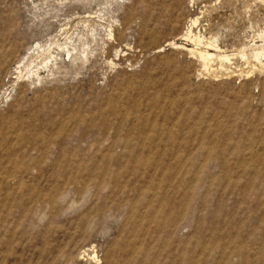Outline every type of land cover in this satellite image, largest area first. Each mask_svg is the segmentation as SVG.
<instances>
[{
  "label": "rangeland",
  "instance_id": "374dc122",
  "mask_svg": "<svg viewBox=\"0 0 264 264\" xmlns=\"http://www.w3.org/2000/svg\"><path fill=\"white\" fill-rule=\"evenodd\" d=\"M263 34L264 0H0V264H264Z\"/></svg>",
  "mask_w": 264,
  "mask_h": 264
},
{
  "label": "bare ground",
  "instance_id": "6f19581e",
  "mask_svg": "<svg viewBox=\"0 0 264 264\" xmlns=\"http://www.w3.org/2000/svg\"><path fill=\"white\" fill-rule=\"evenodd\" d=\"M197 22L194 21L192 25H195ZM192 29V28H191ZM189 41L191 40L193 43H195V45L197 47L200 46H205V50L204 51H197L198 49L195 50H190V52L197 54V56L199 57V59L201 60V62H203L204 64V68L207 66V64L213 60L214 58H218L219 62H221V66L224 63L230 62V56L224 55V54H219V55H214L212 53H210V51L212 50L211 44H204L202 40L194 38V36L192 35L191 30L188 32L187 37H186ZM262 38H264V34L262 35ZM213 46V45H212ZM215 46V45H214ZM214 48V47H213ZM216 49V48H215ZM261 52L255 53L252 57L255 58L256 61H258L259 63L261 62V59L264 57V45L261 46ZM200 50V49H199ZM220 50V49H219ZM216 51H218V49H216ZM37 76V75H36Z\"/></svg>",
  "mask_w": 264,
  "mask_h": 264
}]
</instances>
